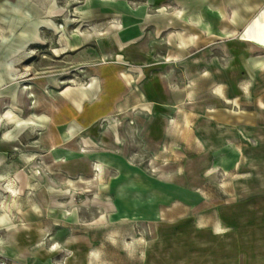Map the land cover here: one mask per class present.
<instances>
[{"label":"crops","instance_id":"obj_1","mask_svg":"<svg viewBox=\"0 0 264 264\" xmlns=\"http://www.w3.org/2000/svg\"><path fill=\"white\" fill-rule=\"evenodd\" d=\"M63 3L0 0V255L139 264L142 223L260 179L264 42L239 34L264 3L76 0L67 33Z\"/></svg>","mask_w":264,"mask_h":264},{"label":"rangeland","instance_id":"obj_2","mask_svg":"<svg viewBox=\"0 0 264 264\" xmlns=\"http://www.w3.org/2000/svg\"><path fill=\"white\" fill-rule=\"evenodd\" d=\"M58 1L69 4L59 5L63 15L59 17L58 28L64 33L74 31L76 26H66L63 18L67 16L74 22L70 5L76 0ZM166 6L171 8L169 4ZM263 11L264 4L240 31L246 29L240 40H253L255 18ZM4 17L0 14V29L5 26L8 30L9 24L15 22H6ZM27 29L31 31L32 27ZM244 48L252 56L255 47L245 44ZM229 57L232 60L233 56ZM151 167L159 171L154 164ZM255 176H260L259 181L246 180L249 176L243 174L220 176L213 185L204 184L209 194L203 198L202 206L172 212L171 218L159 225L142 223L137 234L139 238L147 237L148 246L147 249L137 246L139 264H264V166L261 171L257 168ZM95 184L94 181L92 186ZM259 187L263 189L260 194ZM217 226L222 227L220 232Z\"/></svg>","mask_w":264,"mask_h":264},{"label":"bare ground","instance_id":"obj_3","mask_svg":"<svg viewBox=\"0 0 264 264\" xmlns=\"http://www.w3.org/2000/svg\"><path fill=\"white\" fill-rule=\"evenodd\" d=\"M257 21L253 27V32L256 34V36L262 40V42H264V11L260 12L257 17H256ZM65 43V42H64ZM63 43V44H64ZM64 46V45H63ZM53 50V49H52ZM55 50V49H54ZM61 50V49H60ZM57 52V51H55ZM83 81V80H82ZM70 84V83H69ZM80 84V83H79ZM81 85H83L81 83ZM87 86V85H86ZM93 165V164H92ZM96 167V166H95ZM97 168V167H96ZM97 170V169H96ZM99 171V170H98ZM102 172V171H101ZM93 176L95 178H97L96 175L93 174ZM102 181V180H101Z\"/></svg>","mask_w":264,"mask_h":264},{"label":"built area","instance_id":"obj_4","mask_svg":"<svg viewBox=\"0 0 264 264\" xmlns=\"http://www.w3.org/2000/svg\"><path fill=\"white\" fill-rule=\"evenodd\" d=\"M0 264H7L6 260L0 255Z\"/></svg>","mask_w":264,"mask_h":264},{"label":"water","instance_id":"obj_5","mask_svg":"<svg viewBox=\"0 0 264 264\" xmlns=\"http://www.w3.org/2000/svg\"><path fill=\"white\" fill-rule=\"evenodd\" d=\"M246 29H244L240 34L239 37H241V35L245 32Z\"/></svg>","mask_w":264,"mask_h":264}]
</instances>
